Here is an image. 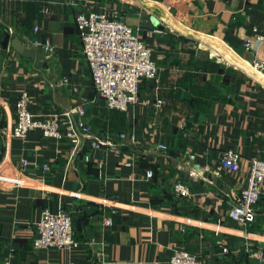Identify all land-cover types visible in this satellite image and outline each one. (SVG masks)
<instances>
[{"label": "crops", "instance_id": "obj_1", "mask_svg": "<svg viewBox=\"0 0 264 264\" xmlns=\"http://www.w3.org/2000/svg\"><path fill=\"white\" fill-rule=\"evenodd\" d=\"M69 1L0 0V166L25 177L23 186H0V262L13 248L16 264H169L183 246L204 264H261L252 253H264V197L251 226L228 210L251 159L264 157V66H256L264 42L244 47L264 36V0ZM91 10H121L159 65L158 86L144 81L142 102L129 110L109 108L93 85L76 25V13ZM14 38L34 55L17 51ZM36 38L51 41V54L37 51ZM22 91L38 118L83 105L92 131L116 149L74 148L39 129L6 138L1 128L15 124ZM157 96L166 99L158 112L143 104ZM223 150L240 154L238 168L222 161ZM177 179L190 184L188 197L175 194ZM60 208L72 215L80 247L35 249L44 210Z\"/></svg>", "mask_w": 264, "mask_h": 264}, {"label": "built area", "instance_id": "obj_2", "mask_svg": "<svg viewBox=\"0 0 264 264\" xmlns=\"http://www.w3.org/2000/svg\"><path fill=\"white\" fill-rule=\"evenodd\" d=\"M81 0H70L72 6H77ZM76 25L82 41V53L86 58L91 79L98 94L103 98L109 108L129 110L139 102L140 92L144 81L152 82L158 86L161 79L159 65L152 55V49L148 47L140 36L137 28L131 26L125 19L121 10H113L108 14L101 10L79 11L76 13ZM37 30L38 28L35 27ZM256 41V43H255ZM255 41L248 39L244 42L246 49H256V44L264 42V36L256 34ZM34 47H40L47 54H51L53 46L47 38L42 41L36 38ZM256 66L263 64L256 62ZM143 104L154 108L158 112L165 104L162 96L145 98ZM16 122L12 128H1L6 138H25L33 129H39L44 137L62 141L68 140L74 148H78L84 142H89L92 148L100 149L108 142L111 148L116 149L110 141H102L95 134L85 120L86 109L83 105H76L62 111L54 112L47 117L38 118L32 111V98L27 91H22L16 101ZM119 137H129L136 142L134 134L125 131L120 132ZM159 148L167 150L165 144H159ZM119 151V150H116ZM189 161L196 160L195 154L185 150ZM224 163L236 169L239 166L240 154L234 150L220 152ZM86 158H88L86 156ZM28 164L22 160V167ZM48 169V165H44ZM23 172V170H21ZM6 172L0 166V186L20 187L24 183V175ZM152 171L148 170L146 176L150 178ZM173 190L179 197H188L192 193L190 184L177 179L173 182ZM264 197V157L251 159L247 185L233 199L228 210L230 219L248 227L256 220V205ZM107 225L113 223L112 218H107ZM37 235L33 241V247L37 250L49 248H79L81 243L74 235V223L72 215L64 210L51 211L45 209L40 220L36 224ZM94 245V241H88ZM13 251L0 264H16L13 260ZM229 249L223 247V252ZM259 261H264L263 251L253 252ZM169 264H204L202 258L183 246L172 248Z\"/></svg>", "mask_w": 264, "mask_h": 264}, {"label": "water", "instance_id": "obj_3", "mask_svg": "<svg viewBox=\"0 0 264 264\" xmlns=\"http://www.w3.org/2000/svg\"><path fill=\"white\" fill-rule=\"evenodd\" d=\"M9 39H10V34L7 33L6 36H5V38H4V43H3L4 46H7L8 42H9ZM185 40H188V38L186 37ZM12 45H13V47H14L17 51H19V52H21V53H23V54H25V55H27V56H33L34 53H35V49L25 47V46L23 45L22 41L19 40L18 38H14V40L12 41ZM37 51H38L39 53H42V52H43L42 48H41V49H38ZM170 154L178 155V154L175 152V150H170ZM205 175H206V176H210L208 173H206Z\"/></svg>", "mask_w": 264, "mask_h": 264}, {"label": "trees", "instance_id": "obj_4", "mask_svg": "<svg viewBox=\"0 0 264 264\" xmlns=\"http://www.w3.org/2000/svg\"><path fill=\"white\" fill-rule=\"evenodd\" d=\"M255 222H256V220H255ZM255 222H253L251 225H253ZM73 223H74V221H73ZM251 225H250V226H251Z\"/></svg>", "mask_w": 264, "mask_h": 264}, {"label": "rangeland", "instance_id": "obj_5", "mask_svg": "<svg viewBox=\"0 0 264 264\" xmlns=\"http://www.w3.org/2000/svg\"><path fill=\"white\" fill-rule=\"evenodd\" d=\"M138 29V28H137ZM138 31H139V29H138ZM140 32V31H139Z\"/></svg>", "mask_w": 264, "mask_h": 264}]
</instances>
